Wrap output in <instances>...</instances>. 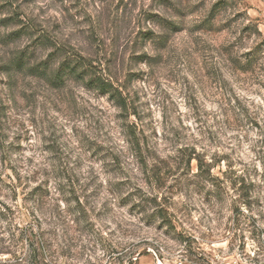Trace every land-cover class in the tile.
I'll list each match as a JSON object with an SVG mask.
<instances>
[{
    "label": "rangeland",
    "instance_id": "rangeland-1",
    "mask_svg": "<svg viewBox=\"0 0 264 264\" xmlns=\"http://www.w3.org/2000/svg\"><path fill=\"white\" fill-rule=\"evenodd\" d=\"M0 264H264V0H0Z\"/></svg>",
    "mask_w": 264,
    "mask_h": 264
},
{
    "label": "trees",
    "instance_id": "trees-1",
    "mask_svg": "<svg viewBox=\"0 0 264 264\" xmlns=\"http://www.w3.org/2000/svg\"><path fill=\"white\" fill-rule=\"evenodd\" d=\"M217 7V6H216ZM215 8L211 10V12H214ZM171 25L174 23L170 22ZM77 69H80L78 75L84 79V76L86 74L90 75V80L88 82L90 84H93L94 86L98 87L100 90H102L105 93L115 92L116 88L113 85V83H110L106 79L102 78L100 75H98L95 70L92 62L88 59H86L84 56L78 55L77 62L75 65L69 64L68 62L64 63L63 71L67 70L69 73H59V78L63 79V75L71 74L72 71H77Z\"/></svg>",
    "mask_w": 264,
    "mask_h": 264
}]
</instances>
